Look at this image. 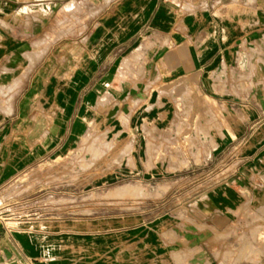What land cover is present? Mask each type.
Here are the masks:
<instances>
[{"label":"crops","instance_id":"obj_1","mask_svg":"<svg viewBox=\"0 0 264 264\" xmlns=\"http://www.w3.org/2000/svg\"><path fill=\"white\" fill-rule=\"evenodd\" d=\"M57 17L76 34L58 70ZM262 82L264 0H0V193L105 112L130 114L141 140L190 113L219 164L177 216L111 229L0 216V264H253L236 248L264 234Z\"/></svg>","mask_w":264,"mask_h":264},{"label":"rangeland","instance_id":"obj_2","mask_svg":"<svg viewBox=\"0 0 264 264\" xmlns=\"http://www.w3.org/2000/svg\"><path fill=\"white\" fill-rule=\"evenodd\" d=\"M54 23L57 31L49 39L55 43L51 55L58 70L64 64L65 39L76 34L60 29L63 17ZM258 87L264 88V82ZM190 117L168 113L165 128L145 129L147 140H141L130 114L105 112L103 121H92L81 143L65 156L42 162L0 193V216L11 225L35 221L78 228L88 221L105 229L115 228L118 218L123 228L128 222L177 216L215 181L209 174L219 166L208 161L214 146L197 144ZM247 237L236 249L245 250L249 263L264 261V234Z\"/></svg>","mask_w":264,"mask_h":264}]
</instances>
